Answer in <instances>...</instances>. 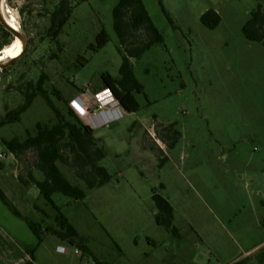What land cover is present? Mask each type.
<instances>
[{
	"label": "rangeland",
	"instance_id": "obj_1",
	"mask_svg": "<svg viewBox=\"0 0 264 264\" xmlns=\"http://www.w3.org/2000/svg\"><path fill=\"white\" fill-rule=\"evenodd\" d=\"M68 1L69 17L56 41L46 33L60 0H4L27 43L16 66L0 70V118L4 106L13 109L21 103L14 89L21 74L32 69L21 83L44 72L49 78L46 90L61 95L62 100L51 97L55 105L64 111L62 102H69L85 124L93 126L87 116L98 112L95 96L103 90L95 91L102 85L101 76L118 78L124 55L113 30L112 10L119 0ZM141 1L164 46L154 45L141 58L130 59L144 88V95L135 94L139 110L126 113L116 106L123 115L93 129L105 150L101 164L111 180L87 190L62 169L86 197L77 202L60 194L52 197L85 239L87 251L44 232L57 225L56 211L35 185L18 181L19 174L26 175L30 154L20 163L3 143L53 118L44 100L36 97L18 123L0 127V189L44 234L32 264H261L264 46L242 34L257 2L161 0L170 23L158 0ZM209 9L221 19L213 30L200 23ZM102 30L107 44L91 49ZM170 123L176 124L181 138L167 150L156 124ZM156 146L168 158L160 168L157 150L150 149ZM153 188L172 206L176 234L155 223ZM21 243L35 245L36 238L0 201V261H27Z\"/></svg>",
	"mask_w": 264,
	"mask_h": 264
},
{
	"label": "trees",
	"instance_id": "obj_2",
	"mask_svg": "<svg viewBox=\"0 0 264 264\" xmlns=\"http://www.w3.org/2000/svg\"><path fill=\"white\" fill-rule=\"evenodd\" d=\"M158 1L162 13L172 23L161 4V0ZM255 1L257 2L256 7L250 11L249 18L242 27V34L248 41L264 46V0ZM69 5L68 0H60L50 13L51 24L46 36L51 40L57 41V37L69 17L71 10L70 7L68 8ZM23 10L24 8H20V12ZM112 19L113 30L121 47L119 51L124 53L119 67V77L114 78L107 73L103 74L101 76L102 85L95 92L110 91L124 112L135 113L139 110L135 94L144 95V88L135 78L130 59L141 58L154 45L164 46V38L153 24L141 0H119L112 10ZM220 21L219 15L212 9L207 10L200 17V23L209 30L215 29ZM0 30V35L3 37L0 47H5L14 38L1 24ZM107 42L108 35L102 30L96 37V46H91V49L102 48ZM16 64L17 61L13 62L8 68L1 70V73L12 69ZM31 72L34 73L32 69H28L21 74L14 89L15 92L17 91L16 94L21 103L13 109H7V106H4L5 113L0 118V127L18 123L22 114L30 108L38 96L51 110L53 118L47 123L37 122L34 131L26 132L22 138L14 137L5 140L3 143L15 160L20 163L27 161L26 156L30 154V159L26 163V175L19 174L18 181L24 186L35 185L39 194L56 211L57 225L44 228V232L87 251L84 245L85 239L62 215L60 207L55 204L52 197L55 194H60L75 202L82 201L86 197L85 191L77 184L71 183L62 169L71 172L77 182L83 183L87 190L99 188L109 183L111 175L101 164L106 156L105 150L94 137L93 128L85 124L69 102H62L64 111L55 105L51 97H56L59 100L62 98L57 90H46L45 85L49 78L44 72L41 71L35 80L20 82ZM11 87L9 85L6 88L7 92L10 91ZM156 125V129H159L158 138L163 141L167 150H172L181 138V133L176 129V124ZM150 149L157 150L158 167H162L168 160L166 154L158 146ZM159 188H162V185H159ZM151 199L156 210L153 216L155 223L164 227L171 234H176V229L172 224V206L166 199L157 194L154 188ZM0 201L14 217L27 225L36 238L35 245L20 244L24 254L29 257L23 264H32L36 249L43 242L44 234L41 225L24 217L1 189ZM257 260L264 264V254H259ZM0 264L3 263L0 261ZM96 264L99 263L96 261Z\"/></svg>",
	"mask_w": 264,
	"mask_h": 264
},
{
	"label": "built area",
	"instance_id": "obj_3",
	"mask_svg": "<svg viewBox=\"0 0 264 264\" xmlns=\"http://www.w3.org/2000/svg\"><path fill=\"white\" fill-rule=\"evenodd\" d=\"M95 97L97 102L99 103L98 112H96V114L94 115L92 114L91 116H87V118L93 124V126H91L93 129L107 126L110 121H113L123 115L122 111L119 108H116V106H119V104L113 98L110 91L103 90ZM79 107L82 108V106Z\"/></svg>",
	"mask_w": 264,
	"mask_h": 264
},
{
	"label": "bare ground",
	"instance_id": "obj_4",
	"mask_svg": "<svg viewBox=\"0 0 264 264\" xmlns=\"http://www.w3.org/2000/svg\"><path fill=\"white\" fill-rule=\"evenodd\" d=\"M3 2H2V13L4 18L7 20L8 24L11 27L19 30L16 19L14 18L13 15H11L9 9H5ZM21 50H22L21 42L18 39H13L9 45L5 46V48L1 50L0 62L17 58L20 55Z\"/></svg>",
	"mask_w": 264,
	"mask_h": 264
},
{
	"label": "water",
	"instance_id": "obj_5",
	"mask_svg": "<svg viewBox=\"0 0 264 264\" xmlns=\"http://www.w3.org/2000/svg\"><path fill=\"white\" fill-rule=\"evenodd\" d=\"M3 1L4 0H0V24L5 30H7L13 36L14 39H18L21 42L22 50H21L20 55L17 58L6 60L4 62H0V70L8 68L9 66L13 64V62H15L19 57H21L24 53L25 46L27 43V38L19 30L11 27L8 24L7 20L4 18L3 13H2V2ZM66 14H67V11H66Z\"/></svg>",
	"mask_w": 264,
	"mask_h": 264
},
{
	"label": "crops",
	"instance_id": "obj_6",
	"mask_svg": "<svg viewBox=\"0 0 264 264\" xmlns=\"http://www.w3.org/2000/svg\"><path fill=\"white\" fill-rule=\"evenodd\" d=\"M26 186H28V185H26ZM262 202H263V200H262ZM263 203H264V202H263ZM262 244H264V242H263ZM58 250H59V251H63V247L59 246V247H58Z\"/></svg>",
	"mask_w": 264,
	"mask_h": 264
}]
</instances>
